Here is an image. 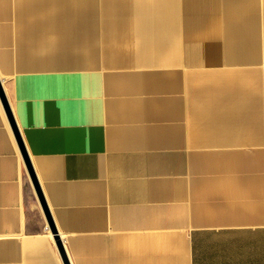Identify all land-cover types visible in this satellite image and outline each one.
Returning a JSON list of instances; mask_svg holds the SVG:
<instances>
[{
    "label": "crops",
    "instance_id": "0c3cea01",
    "mask_svg": "<svg viewBox=\"0 0 264 264\" xmlns=\"http://www.w3.org/2000/svg\"><path fill=\"white\" fill-rule=\"evenodd\" d=\"M0 82L71 264H264V0H0ZM0 264H66L1 97Z\"/></svg>",
    "mask_w": 264,
    "mask_h": 264
},
{
    "label": "water",
    "instance_id": "95a60500",
    "mask_svg": "<svg viewBox=\"0 0 264 264\" xmlns=\"http://www.w3.org/2000/svg\"><path fill=\"white\" fill-rule=\"evenodd\" d=\"M0 97H1V100H3V102H4V105L6 107L8 116H10V119H11V122H12V125H13V128H14V132H16L17 138H18L19 143H20V147L23 149V151L25 153L26 162L28 164V167H29V170H30V174L32 176V180H34L37 193H38V195H40V198H41V201H42L44 210L46 211L47 216H48L49 226L52 228V231L55 234L56 241L59 244V247H60V250H61V254L63 256V259H65L66 264H71L70 263V259H68V257H67L64 244L60 240L58 227H56V225H55V222H54L53 216L51 214V211L48 208V204H47L46 198L43 195V192H42V189H41V186H40V183H39V179L36 178V173H35L34 167H33L32 163L29 160V157H28V155L26 153L25 148L23 147V143H22V140H21V137H20V133L18 132V129H17V126H16V123H15L14 117L12 116V112H11V109H10V105H9V102H8L7 97L5 95V91H4V88H3V84H1V82H0Z\"/></svg>",
    "mask_w": 264,
    "mask_h": 264
}]
</instances>
